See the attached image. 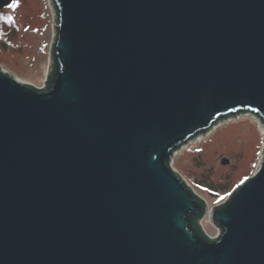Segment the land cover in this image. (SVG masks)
Returning a JSON list of instances; mask_svg holds the SVG:
<instances>
[{"label": "water", "instance_id": "water-1", "mask_svg": "<svg viewBox=\"0 0 264 264\" xmlns=\"http://www.w3.org/2000/svg\"><path fill=\"white\" fill-rule=\"evenodd\" d=\"M53 2L43 88L0 67V264H264V159L212 209L171 165L264 124V0Z\"/></svg>", "mask_w": 264, "mask_h": 264}, {"label": "rangeland", "instance_id": "rangeland-1", "mask_svg": "<svg viewBox=\"0 0 264 264\" xmlns=\"http://www.w3.org/2000/svg\"><path fill=\"white\" fill-rule=\"evenodd\" d=\"M13 3L17 6L0 11V67L25 83L43 88L54 62V2ZM263 128L262 121L253 115L225 119L178 149L171 165L212 209L226 192L238 188L258 171L264 159ZM224 159L230 161L226 166L222 165ZM199 222L209 236L217 235L208 216Z\"/></svg>", "mask_w": 264, "mask_h": 264}, {"label": "trees", "instance_id": "trees-1", "mask_svg": "<svg viewBox=\"0 0 264 264\" xmlns=\"http://www.w3.org/2000/svg\"><path fill=\"white\" fill-rule=\"evenodd\" d=\"M54 73H55V71L51 74V76H50V81L52 80V77H53V75H54ZM174 168V167H173ZM174 170H176L175 168H174ZM177 171V170H176ZM255 174V172L252 174V176ZM219 185H224V184H219ZM234 190L235 189H230L228 192H226L225 193V195H223L221 198H220V200L219 201H217L216 203H215V206L214 207H219L220 205H222L223 203H225L226 201H227V199L230 197V195L234 192ZM194 193V192H193ZM203 198L202 197H199V200L201 201ZM200 220H202V219H199V218H197V217H195L194 218V226L196 227V229L198 230V232H199V234L201 235V236H204V237H206L205 236V231H204V229H203V227H202V225L200 224ZM216 231H217V229H216Z\"/></svg>", "mask_w": 264, "mask_h": 264}, {"label": "bare ground", "instance_id": "bare-ground-1", "mask_svg": "<svg viewBox=\"0 0 264 264\" xmlns=\"http://www.w3.org/2000/svg\"><path fill=\"white\" fill-rule=\"evenodd\" d=\"M242 116H246V115H244V114H241V115H236L235 117H237L238 119L240 118V117H242ZM221 121H223V120H220L219 122H221ZM218 124V123H217ZM263 130H264V128H263ZM201 137V136H200ZM198 138V137H197ZM192 140H194V139H192ZM192 140H189L186 144H184L183 146H185V145H187V144H189L190 142H192ZM189 149H190V147H189ZM263 161V160H262ZM174 171H176V170H174ZM177 172V171H176ZM178 173V172H177ZM255 174H256V172H255ZM185 180V179H184ZM185 182H186V185H188L190 188H191V186L187 183V181L185 180ZM192 189V188H191ZM193 190V189H192ZM194 192V191H193ZM195 193V195L196 196H198V197H200L198 194H196V192H194ZM205 231V230H204Z\"/></svg>", "mask_w": 264, "mask_h": 264}, {"label": "snow or ice", "instance_id": "snow-or-ice-1", "mask_svg": "<svg viewBox=\"0 0 264 264\" xmlns=\"http://www.w3.org/2000/svg\"><path fill=\"white\" fill-rule=\"evenodd\" d=\"M17 5L15 4V3H9V4H7V7L8 8H14V7H16ZM7 19L9 20V21H11L12 20V17H7Z\"/></svg>", "mask_w": 264, "mask_h": 264}, {"label": "built area", "instance_id": "built-area-1", "mask_svg": "<svg viewBox=\"0 0 264 264\" xmlns=\"http://www.w3.org/2000/svg\"><path fill=\"white\" fill-rule=\"evenodd\" d=\"M218 231V230H217ZM206 233V232H205ZM207 234V233H206ZM218 234V233H217ZM208 235V234H207ZM209 236V235H208ZM209 237H211V238H215L216 236H209Z\"/></svg>", "mask_w": 264, "mask_h": 264}, {"label": "flooded vegetation", "instance_id": "flooded-vegetation-1", "mask_svg": "<svg viewBox=\"0 0 264 264\" xmlns=\"http://www.w3.org/2000/svg\"><path fill=\"white\" fill-rule=\"evenodd\" d=\"M4 10V9H3ZM0 11H2V10H0Z\"/></svg>", "mask_w": 264, "mask_h": 264}]
</instances>
